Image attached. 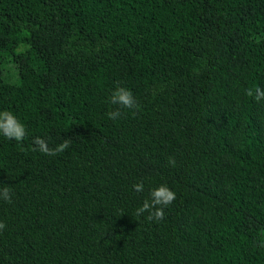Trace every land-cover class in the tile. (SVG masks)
Returning <instances> with one entry per match:
<instances>
[{"label":"trees","instance_id":"trees-1","mask_svg":"<svg viewBox=\"0 0 264 264\" xmlns=\"http://www.w3.org/2000/svg\"><path fill=\"white\" fill-rule=\"evenodd\" d=\"M261 93L264 0H0V264H264Z\"/></svg>","mask_w":264,"mask_h":264},{"label":"clouds","instance_id":"clouds-1","mask_svg":"<svg viewBox=\"0 0 264 264\" xmlns=\"http://www.w3.org/2000/svg\"><path fill=\"white\" fill-rule=\"evenodd\" d=\"M257 91L259 92V90ZM247 94L251 96L253 93L251 90H249ZM260 95H264V93H261ZM256 99H260V96L258 95ZM110 102L126 109H138L139 107L131 90L125 87H117V89L112 94ZM107 115L109 119L116 120L120 117L121 112L118 108L116 110L109 111ZM0 134L4 135L10 140L22 142L27 135V131L24 124L15 115H13L11 112L5 111L0 113ZM35 142L37 144L44 143V141H42L39 137L36 138ZM69 146L70 140H64L60 145L57 146L55 150L45 149L44 151L47 155H56L59 152L66 150ZM133 188L137 191H142L143 185L142 183H138L133 185ZM161 193H166V196L162 197ZM152 196L153 200L151 204L146 202L145 208L142 210L160 205L161 207L156 208L155 213L151 214L149 218H153L154 215L155 218L162 219L163 206H167L174 201L175 193L169 190L166 185H161L157 189L153 190ZM2 198L9 203L11 202V194L8 188L3 189ZM5 227L6 225L3 222H0V230L4 229Z\"/></svg>","mask_w":264,"mask_h":264}]
</instances>
